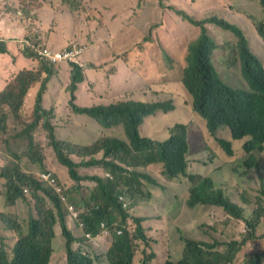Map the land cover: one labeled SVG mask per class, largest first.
Instances as JSON below:
<instances>
[{"label": "trees", "instance_id": "obj_1", "mask_svg": "<svg viewBox=\"0 0 264 264\" xmlns=\"http://www.w3.org/2000/svg\"><path fill=\"white\" fill-rule=\"evenodd\" d=\"M247 1L258 3L264 11V0ZM231 9L233 16L239 18L237 12L241 13V10ZM221 10L222 6L218 5L206 19H196L178 11L179 15L199 28V34L194 39L187 37L189 43L183 48L177 47L179 54L168 59L170 68L175 71V78L155 89V93L159 96L167 92L177 94L179 92L181 94L179 99L181 97L186 99L189 108L195 111L196 118L202 124L198 128L192 123L188 126L177 124L172 129L170 138L164 143L149 139L138 143L137 139L130 138L131 142L128 144L112 139L114 145L124 151L118 160L126 161L128 157L136 166L147 167L156 174L155 181L160 185V193L161 189H165V194H170L176 190L177 184L186 183L184 197L187 200L183 206V213L188 214L186 222H182L183 225L191 227L198 222L195 227L200 228L207 221L219 219L215 217V214L222 211L225 216L228 214L231 217L224 224L218 223L215 226L217 233L224 229L219 240L208 243L184 239V243L176 253L167 257L170 259L164 264H233L243 247L249 241L257 239V231L264 217V188L255 197L256 200L252 201L251 196H247L249 190L244 183L240 184L237 179L234 180V177L237 178V171L234 169L235 160L238 158L237 162H239V157L242 156L240 166L245 169V172L258 171L264 185L262 171L264 167V157H262L264 155V66L250 46V41L254 40L251 38L252 34L257 33L264 41V20H247L246 25H239L234 23L235 19L232 16H230L232 20H228L227 10ZM226 33L234 35L238 40L235 51L238 52V61L241 64L240 83L234 65L219 61V64L225 62L219 69L212 60L215 51L220 49ZM189 44L191 45L190 54L186 57L182 53ZM221 70L224 72L222 73ZM45 71L49 75L52 74L49 68ZM76 73L82 74L81 69L75 68L74 74ZM16 84L17 87L12 83L5 91L0 90V123L7 125L9 120L14 122L24 120L22 126L18 128L17 137L27 142L28 154H31L34 146L32 134L35 133L40 120L38 117L33 120L17 117L26 89L23 82L17 81ZM176 108L174 100L150 103L127 102L111 106H96L83 111L106 128L122 120L133 137L136 135V128L142 116L159 111L171 113ZM45 127L49 133V144L57 153L60 162L68 167L73 179L81 180L77 171L79 165L65 154L68 151L67 144L56 140L54 128L50 124H45ZM218 132L226 134V140L218 138ZM209 136L218 142L217 144L227 154L226 160H223L221 156L224 152L217 144L210 141ZM33 162L36 163L35 160ZM104 165L117 176L115 182L107 184V190L113 202H117L121 187L127 186L139 200H146L149 206H154L150 199L151 193H145V187L142 186V182L155 184L149 174L136 173L132 176H124L123 170L114 168L110 163H104ZM15 172L21 178L25 176L18 170ZM202 172L209 176L204 177ZM228 181H231L232 189L241 199L233 201L223 189L217 188L216 182ZM100 182L106 184L104 181ZM17 197H21V194L18 193ZM70 200L75 202L73 198ZM53 203L55 210L44 206L38 215L30 218L25 233L22 226L14 219L8 221V229L17 234L18 240L10 251L0 234V264H50V240L55 235L53 226L60 223L65 236L68 232L65 224L68 214L66 204L58 202L56 198L53 199ZM88 205L89 212L81 216L85 232L97 236L102 233V224L105 223L108 237L113 238L105 255L109 264H135L140 241H146L142 219L131 217L122 209V206L114 210L112 204L98 201L96 195H93ZM157 208L160 211L152 209L150 214L163 220L162 213L166 215L168 212L162 206ZM190 215H193L194 220L190 219ZM129 218L136 226L133 234L127 227ZM235 221L248 223V233L241 242L233 241L237 236L233 228ZM73 244L74 240L67 242L68 264H94V257H98L95 251L96 243L89 244L88 248L80 249L81 251H74ZM224 246L227 247L226 250L220 251L219 248ZM246 263L262 264V257L248 254Z\"/></svg>", "mask_w": 264, "mask_h": 264}, {"label": "clouds", "instance_id": "obj_2", "mask_svg": "<svg viewBox=\"0 0 264 264\" xmlns=\"http://www.w3.org/2000/svg\"><path fill=\"white\" fill-rule=\"evenodd\" d=\"M26 1L29 2V0H21L24 5ZM136 1L135 14L139 15L141 12L136 32L138 42L133 46L123 45L120 49L112 47L106 51L105 58L102 61L95 63L93 61H87L88 56L92 54L96 48L94 43L82 42L79 39L72 38L65 46H56L51 44L48 40L50 32H55L54 34L59 35L58 32L55 31L56 25L54 26V22L51 24L50 28H43V16L47 12L58 13L62 9L70 10L73 13L79 12L80 8H87L90 6L89 0H42L38 7H27L26 5V7H23V4H18L15 7L8 4L6 0H0V15L4 20L10 24V26H15L25 31L24 35L19 37L0 36V57L10 58L11 65L17 67L15 71L12 70V68L10 69L9 75L11 78L7 81L2 90L5 91L12 83L17 87V81L23 82L26 92L23 97L22 107L17 112V117L26 120H33V118L38 117L40 120V124L36 128L35 133L32 134V138L34 139L33 153H27L30 162L21 165L19 162L20 157L16 154H12L16 161L7 166L8 159L0 154V187L4 184L9 205H14L16 201L21 198L32 197L35 202L34 207L38 210L37 215L39 211L46 206L45 203H48L51 206L50 208L55 210L53 203L54 198H56L58 202L61 201V203L66 204V211L68 214L65 224L68 232L65 236L60 223L53 226L52 229L55 230V235L52 236L50 240V264L54 256L56 243L59 239L64 242L65 250L67 242L69 240H74L72 246L74 251H81L80 249L88 248L84 245V242L86 245L91 243L94 244L96 243L94 240L99 238H104L107 241V237L103 235L105 234L108 236V229L105 223L102 224V233L93 236L91 233L85 232V225L81 220V216L90 210L88 208V202L93 198V195H96L100 202L105 201L112 204L114 210L122 206V209L131 217L142 219L146 241H140V247L143 246L146 249H148L147 247L149 244H154L153 239L151 240V238L154 237H152L153 235L151 234H155L158 228L160 230L165 229L163 231L165 233L169 232L167 226L162 224V221L166 219V215L162 213L164 219L159 220L156 215L150 214V211L152 209L160 211L157 206H162L170 214L169 207L164 205V201L180 200L185 204L187 200V198L184 197L186 183L177 184L176 190L170 194H164L162 199L159 191L160 185L155 181L157 179L156 174L151 172L147 167L136 166L128 157H126V161L118 160L119 156L124 153V151L119 150L112 141V139H118L130 144V138H134L137 139L138 143H141V140L145 139L161 143L167 142L175 125H187L180 123L179 109L176 108V110L171 113L159 111L142 116L136 128V135L133 137H131L126 124L122 120L106 128L96 119L88 116V113L83 111L96 106H111L127 102L150 103L174 101L176 98L180 97L177 93L171 92L159 96L155 93V89L166 81L175 78V71L170 68L168 59L174 58L176 54H179L177 45L182 41L181 39L172 42V37L177 33L178 22L184 21V18L178 14V11L184 12L196 19L200 18L194 16L192 10L195 9L191 8L189 4H187V1H185L186 4L184 6L178 5L175 6V8L172 7L174 13H171V18L167 15L158 22L154 17L144 14V10L146 9L142 6V4H146L153 0ZM157 1L163 8H166L164 2L168 0ZM225 2L227 1L207 0L200 4L198 10L203 11L204 16L202 18L206 19L210 17V12L217 9L218 5H221V11L227 10L226 12L235 19L234 23L239 25H246L247 20H264V11L261 13V16H257L252 12L249 17L246 9L233 2H227L228 4ZM230 7L233 9L239 8L241 10V13L237 12L239 18L233 16V10ZM37 15L40 17V20H38ZM173 17H176L175 22L173 21ZM190 26L194 28V30L199 31V28L192 25V23ZM166 31H168L169 36L166 35ZM256 36H258L257 33L252 34L251 38L255 40ZM159 38L161 39L160 42H158ZM254 40L250 41L251 49L264 66V53L262 50H256L254 48ZM13 43L18 47L17 53L13 46H11ZM170 45H172V47ZM190 46L189 44L188 48L182 53L186 55V57L190 54ZM25 59L30 60V64H26ZM64 67H66L65 72L63 70ZM46 68L52 71L51 75L45 71ZM75 68L81 69L82 74H74ZM96 71L108 76L111 80L109 90L106 93L100 92L94 83L97 76ZM56 76H58L60 82L64 77L68 78L69 81L66 88L53 91L52 85L55 83L54 77ZM49 93L51 96L46 101ZM81 95L84 97L83 102L80 101ZM87 95L89 96L88 100L85 98ZM63 99L67 100L64 105L61 103ZM53 107H62L63 109L60 112L56 110L52 111ZM192 110L193 109H190L192 119H195L196 114L195 111ZM169 116H172L174 119H170ZM85 119L91 120L88 122L87 127L83 125ZM45 124H50V126L54 128L57 141L67 144L68 151H66L65 154L70 160L79 165L77 171L81 180L77 181L73 179L68 167L60 162L57 153L49 144V133L46 130ZM7 126L8 124L0 123V133L5 132ZM89 126L93 128L98 127L100 134L92 136L91 130L89 129L88 132L86 130ZM77 135H86V137L78 138ZM217 136L221 140L222 138L226 140V134L218 132ZM92 137H95V140L90 142ZM209 139L215 144L218 143L211 136H209ZM38 143L40 144V148ZM218 147L220 148L219 145ZM221 148L220 150H222ZM49 149H52L54 153ZM262 157H264V155ZM34 160L36 163L33 162ZM104 163H110L114 168L123 170L124 176H132L136 173L149 174L155 181V184L142 182V186L145 187V193H151L152 196L150 199L154 203V206H149L146 200H139L135 197V193H132L127 186L121 187V194L117 202H113L107 190V184L109 182H115L117 176L108 169ZM39 167L42 170L37 172ZM15 170L20 171L25 174V176L22 178L19 177ZM262 171H264V167ZM57 175L61 178L63 183ZM202 175L204 177L209 176L203 172ZM238 177L237 175V181L239 182ZM100 181H104L106 184H102ZM85 182H93L95 186L90 190L88 198L80 199L79 203L82 209H79V203H73L70 200L67 190L75 187L74 189L78 192L85 186ZM216 185L217 188L224 190V183L216 182ZM2 191V188H0V193ZM230 192L227 193V195L230 196L233 201L241 199L237 193L236 197L233 198ZM18 193L21 194V197H17ZM27 194H30V196ZM229 218L231 217L227 214L222 218L207 221L206 224L216 231L214 222L224 224ZM11 219H14V215H10L6 224ZM263 219L264 217L261 219V222ZM129 222L134 226L133 231H131L129 227ZM239 226L240 230L233 241H243L248 233L249 228L247 222L241 221ZM127 227L132 234L135 232L136 226L131 218L128 219ZM148 227H152L153 229L148 231ZM6 228L8 229V225ZM256 238L257 239L249 241L243 247L238 258L241 257L242 254L260 255L263 264L264 251H262L260 247H253L252 251H247V249L252 246L251 243L263 240L264 234L256 236ZM111 239L113 240V238ZM184 239L192 240L185 237L181 244L184 243ZM103 246L104 242L102 245L96 243L95 250L99 252L102 250ZM154 254L157 256L156 252H154ZM66 259L68 263L67 251ZM168 259L170 258H167L160 264H164ZM96 262L97 261L94 260V264ZM106 264H109L107 258ZM143 264H149V260H144Z\"/></svg>", "mask_w": 264, "mask_h": 264}, {"label": "rangeland", "instance_id": "obj_3", "mask_svg": "<svg viewBox=\"0 0 264 264\" xmlns=\"http://www.w3.org/2000/svg\"><path fill=\"white\" fill-rule=\"evenodd\" d=\"M41 1L42 0H29V2L27 1L25 2V5L27 7H30V6L38 7L41 4ZM44 1H47V0H44ZM226 1L233 2L236 5L241 6L242 8L246 9L248 11L249 17L251 16L252 12L257 16H261V13H263V8L259 6L258 3H255V2L250 1L251 2L250 3L247 0H226ZM227 2L225 3L228 4ZM200 4H201L200 0H190L189 2V6L193 8L199 7ZM66 13H68V11L62 9L61 11L57 13V15L49 19V24H52V21H53L54 26L57 24L62 25L63 21H66L65 20ZM192 13L194 14V16L198 18H202L204 16L203 11L198 10V9L192 10ZM227 15L229 16L228 20L231 21L232 19L230 17V14L227 13ZM190 25H191V22L187 19H184V21L178 22L177 33L175 37H176V41H179L182 39V41L180 42L181 44L177 45L178 48H183L184 46L187 45V43H189L187 37H189V39H194L195 37L194 31H193L194 28H192ZM237 43H238V40L234 37V35H231L230 33H226L223 38L222 45H220V49H218L214 53L213 60L215 61V64L219 67V69L225 63L224 62V63L219 64V61H226L228 64L234 65L235 70L237 74L239 75L237 78L240 83V80H241L240 76H242V71H241V64L238 61V55H237L238 52L235 51V47ZM170 46L172 47V45ZM254 48L256 50L257 49L262 50L264 53V41L260 37V35L255 37ZM221 72L223 73L224 71L221 70ZM96 74L97 76L94 80V83L96 84L97 89L100 92L106 93L109 90V84L111 83L110 78L106 75H103L102 73L98 71H96ZM178 95H181V94L178 92ZM142 100H146V99H142ZM175 103L177 105V109L180 110V114H179L180 123L187 124V125H190L192 123L197 128L199 125L202 124L199 122V119L197 118L192 119V115L190 112L188 102L186 101L184 97H181V99L176 98ZM62 109H63L62 107L60 108L53 107L52 111L56 110L57 112H60ZM169 118L174 119L172 116H169ZM90 121H91L90 119H85V122L83 123V125L87 127V124ZM23 123H24V120L17 121V122H14L13 120H9L6 131L3 133H0V154H2L8 159L7 166L16 161L15 157L12 156V153L20 157L19 162L21 165L23 163L30 162L29 157L27 156V153H28L27 142L17 137V134L19 133L18 128H20V126H22ZM89 129L91 130L90 132L92 133V136L100 134V130L98 127L93 128L92 126H89L88 129H86L87 132ZM77 137L82 138V137H86V135H77ZM93 140H95V137H92L90 142H92ZM38 146L40 148L39 143H38ZM49 150L52 153H54L52 149H49ZM221 151L224 152L223 150ZM221 156L223 157V160H226L227 154L225 152H224V155L221 154ZM51 157H52V154H51ZM237 159L238 158H236L235 160L236 166H234V169H236L237 175L239 176L238 180L241 184L244 183V185L249 190V193L247 194V196L248 197L251 196V200L255 201L256 200L255 197L259 195L261 193V190L264 188V185L262 184V181L260 180V173L254 170L245 172V169L240 166L241 161L243 160L242 156L239 157L240 159L239 162H237ZM41 170L42 169H40L39 167L37 172ZM229 174L230 173H228V175ZM57 177L59 176L57 175ZM59 179L61 180L60 177ZM236 179L237 178L234 177V180ZM84 184L85 186H83L78 192L74 189L75 187L74 188L72 187L71 188L72 190L71 189L67 190L69 197L75 199V202L72 201L73 203H79L80 199L88 198L90 190L93 189V187L95 186L93 182H85ZM224 185H225L224 186L225 193L227 194L231 191L230 192L231 196L235 198L236 192L234 189H232L233 186L231 185V181L224 183ZM0 188H2L3 190L0 193V203H1L0 204V234L3 236L5 244L8 245V248L11 251L15 243L17 242L18 237L15 232L8 230L6 228L7 227L6 221L9 219L10 215H14V219L16 223L22 225L23 231H24L23 233H25L27 230V224L29 223L30 218L33 215L36 216L38 210L35 209L34 207L35 202L33 201L32 197H27L28 199L21 198L17 200L14 205H9L7 202V198H6V191L4 189V184L1 185ZM164 194H165V189H161L162 199H163ZM27 195L30 196V194H27ZM45 204L47 207H51L48 203H45ZM253 204L255 203L253 202ZM164 205L168 206L169 211L171 212L170 214L167 213L165 216L166 219L162 221V224L167 226V229L169 232L165 233L163 232L165 229L160 230L158 228L155 234H151L153 235L152 237H154V238H151V240L153 239L154 244L152 245L149 244L147 247L148 249L144 248L143 246H141L138 249L135 264H143V261L146 259L149 260V264H160L161 262L165 261L168 256L171 257L172 253H176V251L181 246V242H183V238L186 237V238H190L195 241H200V242L208 241L209 243H214L216 242V240H219L218 238L221 237V234L224 231V229H222L217 233L215 230H212L211 227H208L206 223L202 224L200 228L195 227L196 225H198V222H196V224L191 227L183 225L182 222H186L187 220L186 216L188 213L187 212L183 213L184 203L180 200L164 201ZM78 207L79 209H82V206L80 205V203ZM252 209H253V206L251 210ZM224 216L225 214L223 211L220 212L219 214H215V217L217 218H222ZM190 219L194 220L193 215H190ZM214 224L215 226L218 225V223L216 222H214ZM233 224H234L235 229L239 232L240 230L239 222L235 221L233 222ZM129 227L131 231L134 230V226L131 222H129ZM147 229L148 231H150L153 228L148 227ZM103 235L107 237V241L104 238H99L97 240H94L96 243L101 244V245L104 242V246L101 251L97 252L95 250L98 253V257H94L95 260L97 261L95 264H106L105 255H106V252L108 251V247L111 246V243L113 241L110 236L108 237L105 234ZM242 235H246V234H242ZM84 245L87 247L89 246V245H86L85 242H84ZM0 248H1V243H0ZM226 248H227L226 246L220 247L219 250L225 251ZM252 250H253V246L247 249V251H252ZM154 252L157 253V256L154 254ZM90 254L92 255L93 252ZM51 264H68L67 259H66L65 245L61 239H59L58 242L56 243L55 252H54V256L52 258ZM233 264H247L246 254H242L241 257L235 259Z\"/></svg>", "mask_w": 264, "mask_h": 264}, {"label": "crops", "instance_id": "obj_4", "mask_svg": "<svg viewBox=\"0 0 264 264\" xmlns=\"http://www.w3.org/2000/svg\"><path fill=\"white\" fill-rule=\"evenodd\" d=\"M8 4L17 6L23 4L21 0H6ZM90 6L87 8H80L79 12H71L65 14V20L62 25L57 24L55 32L49 33V42L56 46H65L70 39H79L82 42L94 43L96 45L95 50L87 58V61H93L99 63L105 58V53L108 49L121 48L123 45L133 46L138 42L136 38V32L138 29V19L140 14H135L136 0H89ZM185 1L189 4L190 0H168L164 2L166 8H163L157 0L150 1L142 6L146 9L144 14L154 17L158 22L168 15L171 18V13H174L172 7L185 5ZM201 3L207 0H200ZM194 2V1H193ZM200 6V5H199ZM23 7H26L23 4ZM191 7V6H190ZM193 8V7H191ZM193 9H199L194 7ZM57 13L47 12L43 16V28H50L49 19L54 17ZM38 16V15H37ZM178 18V17H177ZM179 19V18H178ZM38 20L40 17L38 16ZM173 21H176V17H173ZM53 23V21H52ZM193 30V29H192ZM196 38L199 31L193 30ZM25 33L24 29H19L15 26H10L4 18L0 15V36L5 37H19ZM166 35L169 36L168 31ZM59 37V38H58ZM161 39H158L160 42ZM187 41V39H186ZM185 41V42H186ZM172 42H176L175 35L172 37ZM11 46L15 49L16 53L18 47L15 43ZM26 64H30V60L25 59ZM32 67V66H31ZM17 70V67L11 65V60L8 57H0V90H2L10 77V69ZM33 68V67H32ZM64 67V72H65ZM63 72V73H64ZM55 83L52 85L53 91L57 89H64L68 85V78L64 77L61 82L58 80V76L54 77ZM103 93V92H102ZM50 93L46 98H50ZM87 100L89 96L85 97ZM84 97L80 96V101L83 102ZM67 100H61L64 105ZM60 131V130H59ZM233 228L238 234L237 230ZM239 230V229H238ZM264 234V219L262 220L257 236ZM253 247H260L264 251V239L251 243ZM264 264V262H263Z\"/></svg>", "mask_w": 264, "mask_h": 264}]
</instances>
